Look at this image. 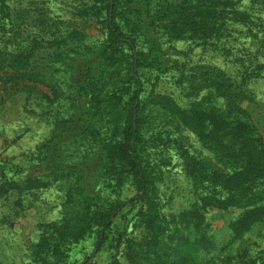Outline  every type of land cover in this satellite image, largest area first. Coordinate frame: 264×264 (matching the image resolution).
I'll return each instance as SVG.
<instances>
[{"label":"trees","instance_id":"1","mask_svg":"<svg viewBox=\"0 0 264 264\" xmlns=\"http://www.w3.org/2000/svg\"><path fill=\"white\" fill-rule=\"evenodd\" d=\"M240 1L92 0L104 37L89 43L86 31L50 16L40 0H0V98L22 96L32 113L43 107L39 115L52 124L33 153L0 158V203L10 209L2 223L13 227L27 191L57 182L67 189L64 223L32 244L34 264H89L75 254L94 233L96 250L118 237L131 264H167L178 241L198 240L193 223L210 209L237 210L230 227L239 231L264 220V143L241 107L253 100L245 80L220 71L215 80H184L163 47L184 39L206 45L243 24L264 49V20H253ZM251 1L264 8V0ZM259 58L250 60L255 69L244 78L263 69ZM175 69L182 99L214 91L187 105L159 92V75ZM57 80H68L69 90L62 92ZM174 160L182 178L173 190L162 189ZM23 164L43 174L17 178ZM175 195L184 200L174 214L167 210ZM206 240L205 234L198 241ZM240 259L236 264H264V249Z\"/></svg>","mask_w":264,"mask_h":264},{"label":"rangeland","instance_id":"2","mask_svg":"<svg viewBox=\"0 0 264 264\" xmlns=\"http://www.w3.org/2000/svg\"><path fill=\"white\" fill-rule=\"evenodd\" d=\"M40 1L49 10V15L53 18L65 21L68 26H76L78 29L86 31L89 43H95L103 39V26L95 19L92 11L94 4L92 0ZM86 7H88L90 13H86ZM238 7L249 12L253 20H264V8L261 5H256L251 0H241ZM84 8L85 10H83ZM231 27L230 36L222 40H211L206 45L184 39L166 42L163 47L170 58L178 62L177 64L184 74V80H215L213 74L218 71L223 72L233 80H245V90L253 100L245 101L241 107L255 122L264 143V56L262 55L264 49L262 43L248 26L235 24ZM260 56L259 63H261L263 69L258 70L255 77L249 78L247 73L244 78L242 74L246 72L247 68H250V73L254 72L256 63L251 66L250 60ZM62 74L64 78L68 77L66 73L62 72ZM179 74L180 71L175 69L159 75L158 80L163 82L158 86V91L173 96L174 99L184 105H187L189 101L190 103L197 102L203 96L214 91V88H207L196 98L191 100L182 99L180 91L172 82V80L177 79ZM156 75L158 74H149V77L154 80V78H157ZM57 81L62 92L69 90L68 80ZM0 88L4 89L1 83ZM42 90L48 91V89L43 88ZM1 98L0 158L5 157L13 160L18 159L19 156L25 153H33L38 146H42L52 130V124L49 123L48 119L39 115L44 108L34 106L36 113H32L30 107H25L22 96L6 97L5 94ZM186 134L188 141L198 146L201 145L191 132ZM204 152L206 151L204 150ZM23 166L27 168V165L23 164ZM169 168L170 174L163 183L162 189L170 187L173 190L179 185L177 181L182 178V175L179 174L182 167L174 160ZM41 169L27 168L19 173L17 178L24 179L42 175L43 172L39 171ZM22 197L26 207L20 210L19 217L15 220L13 227L7 223L6 225L2 223L3 217L10 214V209L0 203V260L3 264H34L31 252L32 244L41 240L45 229L51 231L52 228H59L65 220V212L68 209V206L65 205L68 199L67 189L62 187L60 182L47 189L27 191ZM18 198L19 195L17 194L11 199L16 201ZM183 200L184 198L180 195H175L173 206L167 212L178 213ZM238 213L237 210L232 209L227 211L210 209L207 211L202 220L199 219L193 223V228L198 240L205 234L209 240H206V243L203 244L195 240L192 235L191 238H187L183 242L178 241L174 251L170 253L167 264H209V262L218 264L219 260L236 264V262H240L242 252L263 250L264 220L249 232L239 231L230 227ZM130 217L132 215H129ZM208 225L210 229H208ZM121 229L120 226L119 230ZM130 231L131 228L128 229V232ZM91 236L83 241L76 250L75 256L83 258V263L112 264L116 261V258L121 264L132 263L129 255H124V246L119 247L117 245L118 237H115L116 239L110 237L101 249L96 250L95 245L98 242V234L94 233ZM234 241L236 242L233 246L223 250ZM171 258L175 259L171 260Z\"/></svg>","mask_w":264,"mask_h":264}]
</instances>
